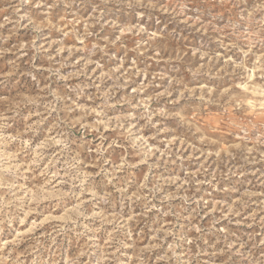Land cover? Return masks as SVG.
<instances>
[{"label":"rangeland","instance_id":"374dc122","mask_svg":"<svg viewBox=\"0 0 264 264\" xmlns=\"http://www.w3.org/2000/svg\"><path fill=\"white\" fill-rule=\"evenodd\" d=\"M0 264H264V0H0Z\"/></svg>","mask_w":264,"mask_h":264}]
</instances>
